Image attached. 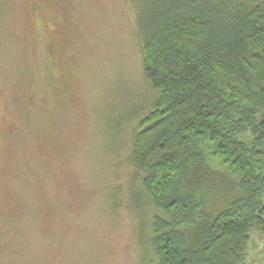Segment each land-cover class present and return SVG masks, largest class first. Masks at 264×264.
Listing matches in <instances>:
<instances>
[{
    "label": "rangeland",
    "instance_id": "374dc122",
    "mask_svg": "<svg viewBox=\"0 0 264 264\" xmlns=\"http://www.w3.org/2000/svg\"><path fill=\"white\" fill-rule=\"evenodd\" d=\"M149 6L0 0V264L157 263L159 212L130 162L157 98L137 23ZM244 264H264L257 228Z\"/></svg>",
    "mask_w": 264,
    "mask_h": 264
},
{
    "label": "trees",
    "instance_id": "16d2710c",
    "mask_svg": "<svg viewBox=\"0 0 264 264\" xmlns=\"http://www.w3.org/2000/svg\"><path fill=\"white\" fill-rule=\"evenodd\" d=\"M147 3L137 23L157 98L130 162L138 201L159 212L156 264H244L251 229L264 232V0Z\"/></svg>",
    "mask_w": 264,
    "mask_h": 264
}]
</instances>
